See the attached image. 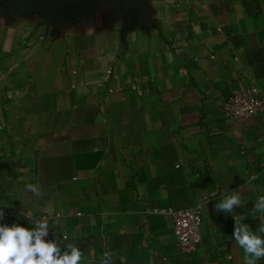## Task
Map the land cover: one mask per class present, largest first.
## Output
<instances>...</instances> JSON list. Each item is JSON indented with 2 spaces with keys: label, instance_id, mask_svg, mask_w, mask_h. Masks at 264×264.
I'll return each instance as SVG.
<instances>
[{
  "label": "crops",
  "instance_id": "0c3cea01",
  "mask_svg": "<svg viewBox=\"0 0 264 264\" xmlns=\"http://www.w3.org/2000/svg\"><path fill=\"white\" fill-rule=\"evenodd\" d=\"M142 1L129 19L0 0V223L51 213L48 239L81 264H245L214 206L236 190L232 215L264 228V111L222 110L240 87L264 95V0ZM37 182L40 197L25 191ZM200 200L201 240L180 253L171 216L151 210Z\"/></svg>",
  "mask_w": 264,
  "mask_h": 264
},
{
  "label": "clouds",
  "instance_id": "9594fccd",
  "mask_svg": "<svg viewBox=\"0 0 264 264\" xmlns=\"http://www.w3.org/2000/svg\"><path fill=\"white\" fill-rule=\"evenodd\" d=\"M25 191L36 197L42 195L38 182L26 184ZM242 204L240 192L232 190L226 192L214 207L217 212L233 217L231 238L243 250L245 264H257L264 259V228L257 233L243 223L244 215H232L238 207L242 208ZM254 209L256 213H264V195L254 201ZM50 214L29 222L31 227L0 223V264H81L83 254L79 247L71 243L62 247L56 239H48ZM5 215L4 207H0V221ZM101 264H113L112 255L106 252Z\"/></svg>",
  "mask_w": 264,
  "mask_h": 264
},
{
  "label": "built area",
  "instance_id": "2783aa9c",
  "mask_svg": "<svg viewBox=\"0 0 264 264\" xmlns=\"http://www.w3.org/2000/svg\"><path fill=\"white\" fill-rule=\"evenodd\" d=\"M222 110L225 116L234 120L255 115L264 111V95L254 86L240 87L224 99ZM151 211L167 213L171 216L178 252L193 253L195 251L196 245L201 240L203 200L178 209L153 208ZM26 214L33 217L30 210H27Z\"/></svg>",
  "mask_w": 264,
  "mask_h": 264
},
{
  "label": "water",
  "instance_id": "95a60500",
  "mask_svg": "<svg viewBox=\"0 0 264 264\" xmlns=\"http://www.w3.org/2000/svg\"><path fill=\"white\" fill-rule=\"evenodd\" d=\"M64 8H75L82 4H89L96 8H101L103 5H118L126 11L129 19L132 18L136 10L143 5L142 0H58Z\"/></svg>",
  "mask_w": 264,
  "mask_h": 264
}]
</instances>
